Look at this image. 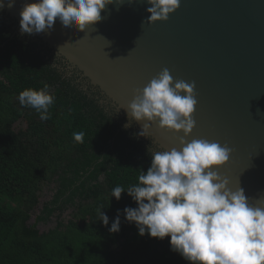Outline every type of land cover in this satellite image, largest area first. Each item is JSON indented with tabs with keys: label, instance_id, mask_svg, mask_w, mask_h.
Segmentation results:
<instances>
[{
	"label": "trees",
	"instance_id": "trees-1",
	"mask_svg": "<svg viewBox=\"0 0 264 264\" xmlns=\"http://www.w3.org/2000/svg\"><path fill=\"white\" fill-rule=\"evenodd\" d=\"M45 84L55 101L41 120L18 96ZM117 111L0 12V264H189L171 251L170 237L140 236L126 221L123 209L137 207L126 191L119 201L110 197L114 187L138 183L160 151L135 126L125 128L129 121ZM80 131L83 143L73 139ZM47 189L51 197L43 202ZM118 209L120 231L111 233Z\"/></svg>",
	"mask_w": 264,
	"mask_h": 264
},
{
	"label": "water",
	"instance_id": "water-1",
	"mask_svg": "<svg viewBox=\"0 0 264 264\" xmlns=\"http://www.w3.org/2000/svg\"><path fill=\"white\" fill-rule=\"evenodd\" d=\"M0 10L20 32L25 3ZM145 0L109 4L101 20L85 31L65 28L26 34L43 49L55 52L112 103L137 133L143 123L127 116L136 89H143L167 68L173 82H195L197 105L192 133L227 145L229 160L214 168L240 187L253 205L264 199V0H180L166 21L148 23ZM145 136L160 151L179 149L183 133L152 123Z\"/></svg>",
	"mask_w": 264,
	"mask_h": 264
},
{
	"label": "clouds",
	"instance_id": "clouds-1",
	"mask_svg": "<svg viewBox=\"0 0 264 264\" xmlns=\"http://www.w3.org/2000/svg\"><path fill=\"white\" fill-rule=\"evenodd\" d=\"M15 2L7 0V7H14ZM145 2L151 5L146 9L150 13L148 23L166 21L180 6V0ZM113 3L123 4L124 0H34L20 11V32H46L53 29L57 19L65 28L85 31L99 22L101 12ZM4 7L5 0H0V10ZM194 89L195 82H173L165 68L143 89L135 90L125 109L130 122H147L140 136L147 137L145 132L152 123L183 136L178 137L179 149L152 152L151 165L147 172L141 171L138 183L127 190L116 186L110 197L119 201L126 191L137 204L123 209L126 221L135 224L140 236L147 234L159 240L170 237L171 251L189 264H264V199L251 204L243 188L233 191L229 181L214 170L229 160L232 150L227 145L185 139L196 126ZM18 100L21 106L34 109L41 120H48L55 97L45 84L40 90H23ZM84 136L83 131L73 133L77 143H83ZM102 209H97L99 220L107 226L109 217ZM120 223L118 209L109 231L118 233Z\"/></svg>",
	"mask_w": 264,
	"mask_h": 264
},
{
	"label": "rangeland",
	"instance_id": "rangeland-1",
	"mask_svg": "<svg viewBox=\"0 0 264 264\" xmlns=\"http://www.w3.org/2000/svg\"><path fill=\"white\" fill-rule=\"evenodd\" d=\"M51 193H52V192H51L49 189H47L46 192H45L44 199H43L42 201L44 202L45 200L50 199V197H51ZM37 213H39V212H37ZM35 218H36V215H34L33 220H32L31 223L35 222ZM55 225H56V221L50 223L49 225L41 224V225H40V229L43 230V231H45V230H49V229L53 228Z\"/></svg>",
	"mask_w": 264,
	"mask_h": 264
},
{
	"label": "flooded vegetation",
	"instance_id": "flooded-vegetation-1",
	"mask_svg": "<svg viewBox=\"0 0 264 264\" xmlns=\"http://www.w3.org/2000/svg\"><path fill=\"white\" fill-rule=\"evenodd\" d=\"M136 133H137V131H136Z\"/></svg>",
	"mask_w": 264,
	"mask_h": 264
}]
</instances>
